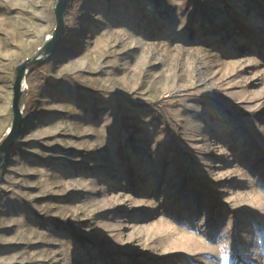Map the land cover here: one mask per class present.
<instances>
[{
  "label": "rangeland",
  "instance_id": "1",
  "mask_svg": "<svg viewBox=\"0 0 264 264\" xmlns=\"http://www.w3.org/2000/svg\"><path fill=\"white\" fill-rule=\"evenodd\" d=\"M57 3L0 0V144ZM65 19L1 168L0 264H264V0H73Z\"/></svg>",
  "mask_w": 264,
  "mask_h": 264
},
{
  "label": "water",
  "instance_id": "2",
  "mask_svg": "<svg viewBox=\"0 0 264 264\" xmlns=\"http://www.w3.org/2000/svg\"><path fill=\"white\" fill-rule=\"evenodd\" d=\"M73 0H58L55 8L56 29L45 46L31 59L22 63L16 71L14 82V98L12 104L13 123L6 138L0 144V172L3 164L12 152L15 143L21 136L24 128L25 118L21 109V100L27 85V75L35 66L42 65L50 60L59 49L66 32V13Z\"/></svg>",
  "mask_w": 264,
  "mask_h": 264
},
{
  "label": "trees",
  "instance_id": "3",
  "mask_svg": "<svg viewBox=\"0 0 264 264\" xmlns=\"http://www.w3.org/2000/svg\"><path fill=\"white\" fill-rule=\"evenodd\" d=\"M241 50H243V49H241ZM56 223H58V224H64V223H61L58 220L56 221ZM72 235L75 237L76 240H79L80 242H88L80 234H78L75 230H72Z\"/></svg>",
  "mask_w": 264,
  "mask_h": 264
},
{
  "label": "bare ground",
  "instance_id": "4",
  "mask_svg": "<svg viewBox=\"0 0 264 264\" xmlns=\"http://www.w3.org/2000/svg\"><path fill=\"white\" fill-rule=\"evenodd\" d=\"M25 89H28V85L25 86ZM25 91H26V90H25ZM10 154H11V153H10ZM10 154H9V155H10ZM8 157H9V156H8Z\"/></svg>",
  "mask_w": 264,
  "mask_h": 264
},
{
  "label": "snow or ice",
  "instance_id": "5",
  "mask_svg": "<svg viewBox=\"0 0 264 264\" xmlns=\"http://www.w3.org/2000/svg\"><path fill=\"white\" fill-rule=\"evenodd\" d=\"M224 250H222V252H223ZM225 264H227V260H226V258H225Z\"/></svg>",
  "mask_w": 264,
  "mask_h": 264
}]
</instances>
